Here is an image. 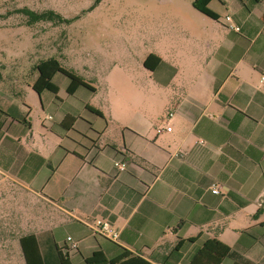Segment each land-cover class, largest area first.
Instances as JSON below:
<instances>
[{"label": "crops", "instance_id": "1", "mask_svg": "<svg viewBox=\"0 0 264 264\" xmlns=\"http://www.w3.org/2000/svg\"><path fill=\"white\" fill-rule=\"evenodd\" d=\"M215 1L217 20L165 27L162 53L145 61L144 89L121 76L132 101L121 84L113 89L132 106L129 120L107 115L87 81L93 90L70 94L61 73L57 93L38 94L40 63L28 92L0 85V264H26L29 236L43 264H59L53 242L62 248L68 237L79 242L69 264L124 251L190 264L211 239L233 252L222 264H264V0ZM95 219L109 221L119 241L92 234L86 222Z\"/></svg>", "mask_w": 264, "mask_h": 264}, {"label": "rangeland", "instance_id": "2", "mask_svg": "<svg viewBox=\"0 0 264 264\" xmlns=\"http://www.w3.org/2000/svg\"><path fill=\"white\" fill-rule=\"evenodd\" d=\"M194 1L0 0V85L11 93L20 87L28 92L26 83L33 81L35 66L56 59L97 88L94 101L107 115L129 120L132 106L119 102L113 88L121 84L129 90L122 75L143 89L149 84L145 61L150 53H162L165 27L171 30L178 20L204 18ZM221 1L228 0H216L214 6L223 8ZM224 10L234 11L228 3ZM124 91L132 101V89ZM30 96L36 98L32 92ZM20 97L27 99L26 94Z\"/></svg>", "mask_w": 264, "mask_h": 264}, {"label": "trees", "instance_id": "3", "mask_svg": "<svg viewBox=\"0 0 264 264\" xmlns=\"http://www.w3.org/2000/svg\"><path fill=\"white\" fill-rule=\"evenodd\" d=\"M212 0H195L193 6L203 15L217 20L218 17L213 13L208 5ZM37 70L40 73V77L36 84L34 85V90L41 94L43 91L48 90L54 93L58 92L57 87L52 83L53 77L57 73H61L68 77L71 81V86L69 88V93L72 94L78 87H85L93 90L82 77L77 74L66 70L61 66V64L56 59H48L42 61L38 66ZM2 79L0 73V80ZM96 111V110H95ZM97 112V111H96ZM101 115V113L97 112ZM38 241L33 236L26 237L22 239L21 245L23 252L25 254L26 264H43L42 258H36ZM65 245V244H64ZM55 248V253L59 264H69V256L63 254V248H58L53 242ZM232 250L221 241L217 239L208 240L204 246L197 251L195 256L192 258L190 264H222L224 259L232 257ZM88 264H149L144 259L134 256L128 251L114 260H107L101 253H96L92 258L87 261ZM235 264H240L236 262Z\"/></svg>", "mask_w": 264, "mask_h": 264}, {"label": "built area", "instance_id": "4", "mask_svg": "<svg viewBox=\"0 0 264 264\" xmlns=\"http://www.w3.org/2000/svg\"><path fill=\"white\" fill-rule=\"evenodd\" d=\"M226 23L229 25V28L235 31H239L240 29L236 27L232 21V17L230 15L225 17ZM264 80V77H263ZM164 130L167 132H172V127L168 128H158L157 132L160 134ZM201 145H206V142L201 141ZM115 167L120 171V172H125L128 169V165L124 160H117L115 161ZM211 192L214 195H218L221 193L220 187L219 186H213L211 189ZM86 225L90 228L92 234H97L100 235L112 242H118L120 238V233L114 229L112 224L109 221L103 220V219H95L92 222H86ZM63 253L68 255V256H73L79 252V242L74 240L72 237H68L66 239L65 245H63Z\"/></svg>", "mask_w": 264, "mask_h": 264}]
</instances>
